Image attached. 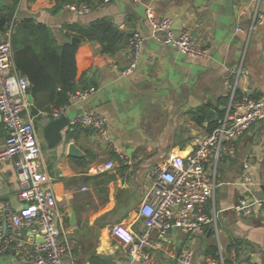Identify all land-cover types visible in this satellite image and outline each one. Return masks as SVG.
Returning a JSON list of instances; mask_svg holds the SVG:
<instances>
[{
  "label": "crops",
  "instance_id": "1",
  "mask_svg": "<svg viewBox=\"0 0 264 264\" xmlns=\"http://www.w3.org/2000/svg\"><path fill=\"white\" fill-rule=\"evenodd\" d=\"M79 1L84 0L72 2ZM12 3L0 0L2 16L15 12L14 21L36 19L49 28L58 46L78 37L68 26L85 28L108 20L123 33L114 55L104 54L98 42L78 37L82 41L76 43L79 88L94 86L97 92L87 101L72 104L63 116L72 120L91 111L103 115L126 154L124 160L87 129L71 132L67 127L63 142L51 147L43 134L50 119L41 114L52 107L47 97H40L37 114L31 111L34 101L24 117L31 115L34 123L42 118L39 142L56 195L55 207L63 215L64 236L72 248L68 264H92L94 256L108 264H142L132 259L112 230L119 225L136 233L144 230L138 210L150 198L158 167L171 156H188L194 137L210 133L211 124L221 123L234 91L238 96H264V23L258 24L260 17L264 21V11H258L252 0H93L91 11L84 15L71 13L65 8L67 3L56 0H21L15 10H8ZM148 5L155 8L158 18H170L175 31H188L199 40L209 49V56L194 61L154 39L145 13ZM135 31L145 37L144 48L136 71L124 77L113 65L127 66L129 38ZM6 137L0 116V149ZM69 142L84 156L68 155ZM234 146V156L225 155L217 164L215 195L206 205L215 223L197 236L180 229L170 230L163 239L152 233L158 245L150 250V264H174L188 244L196 250L194 264L220 252L233 264H264V207L249 217L233 210L244 195L235 184L248 166L259 182L258 195L264 198V120ZM109 161L116 162V168L97 173L96 167ZM213 168L209 167L212 173ZM20 191L15 161L1 163L0 215L4 213L7 229V214L21 208ZM232 243L238 245V256L231 253L232 248L228 251ZM0 264H30L29 256L0 255Z\"/></svg>",
  "mask_w": 264,
  "mask_h": 264
},
{
  "label": "built area",
  "instance_id": "2",
  "mask_svg": "<svg viewBox=\"0 0 264 264\" xmlns=\"http://www.w3.org/2000/svg\"><path fill=\"white\" fill-rule=\"evenodd\" d=\"M252 1L258 11L259 8L264 11V0ZM134 2L141 3L142 0ZM65 8L75 15L91 11L87 1L67 3ZM145 13L154 39L176 48L194 61L209 56V49L188 31L177 32L170 18H158L153 6H146ZM263 23V17H260L258 24ZM12 33L13 26L10 24L0 34V116L7 131L5 143L0 149V164L15 161L21 185V208L7 214L8 229L4 226V213L0 215V255L22 257L28 254L30 264H68L69 260L72 261V248L64 236L63 215L55 207L56 195L45 169L34 119L31 115L24 117L30 107L27 97L31 83L16 70ZM144 43L145 37L141 32H133L129 38L127 66L119 69L113 65V69L124 77L132 75L138 67ZM96 92L94 86L77 90L69 95V102L64 106L41 114L47 119H58L72 104L87 101ZM263 120L264 96H238L234 91L221 123L208 134H197L188 156H171L167 163L158 167L150 198L138 210L144 230L136 233L119 225L111 233L121 240L132 259L142 264L151 263L150 250H155L158 245L151 237L154 232L160 239L172 229L197 236L204 234L206 227L215 223V219L207 213L206 205L215 195L217 164L225 155L234 156V144L254 124ZM78 128L93 131L120 160L126 158L125 152L110 134L106 118L100 113L83 112L74 117L70 120L69 131L74 132ZM116 166V162L109 161L98 165L96 171H112ZM210 166L214 167V173L210 171ZM235 185L244 195L233 210L246 217L259 213L264 207V198L258 195L259 182L251 166L244 169ZM27 231L30 233L27 234ZM231 253L236 254L234 248ZM195 256V247L188 244L175 258L174 264H194ZM202 264H225V258L220 252L216 257H207Z\"/></svg>",
  "mask_w": 264,
  "mask_h": 264
},
{
  "label": "trees",
  "instance_id": "3",
  "mask_svg": "<svg viewBox=\"0 0 264 264\" xmlns=\"http://www.w3.org/2000/svg\"><path fill=\"white\" fill-rule=\"evenodd\" d=\"M12 1V7L8 10H15L21 2V0ZM56 1L64 4L75 0ZM84 1L90 5L93 3V0ZM2 15L0 13V16ZM12 26L14 63L17 72L27 77L31 83L30 91L35 101V107H31L32 114L38 112L40 97H47L48 102L52 104L51 108L45 109L46 111L64 106L69 102V95L81 89L78 84L76 62V52L79 45L69 42L58 46L52 38L49 28L34 18L16 20ZM68 29L87 41L98 42L102 46V52L107 55H114L124 40L123 33L108 20L97 21L85 28L68 26ZM218 125V123L211 124L210 132ZM237 246V244L232 243L228 251L230 252L233 247L236 251ZM213 250L215 253L216 248ZM235 255L238 256L237 251ZM91 263L108 264L98 256H94ZM225 264H233V260L225 257Z\"/></svg>",
  "mask_w": 264,
  "mask_h": 264
},
{
  "label": "water",
  "instance_id": "4",
  "mask_svg": "<svg viewBox=\"0 0 264 264\" xmlns=\"http://www.w3.org/2000/svg\"><path fill=\"white\" fill-rule=\"evenodd\" d=\"M15 19V12L0 17V30L3 31L6 24H13ZM82 42L78 37H72L71 43L76 44ZM28 102L31 105L34 102V97L31 91L28 93ZM212 114V112H210ZM207 119V118H206ZM70 125V120L66 116H61L58 119H50L44 127V138L49 141L51 147L59 145L63 142V131ZM67 154L73 157H83L84 152L79 149L74 143L67 144Z\"/></svg>",
  "mask_w": 264,
  "mask_h": 264
},
{
  "label": "rangeland",
  "instance_id": "5",
  "mask_svg": "<svg viewBox=\"0 0 264 264\" xmlns=\"http://www.w3.org/2000/svg\"><path fill=\"white\" fill-rule=\"evenodd\" d=\"M41 119L42 118H38V119L35 120V126H36V130H37V134H38V138L39 139H40L41 132H42V127H41L42 122H41Z\"/></svg>",
  "mask_w": 264,
  "mask_h": 264
}]
</instances>
